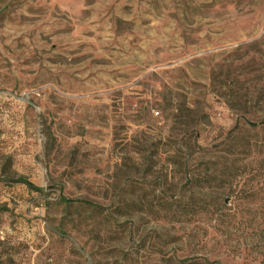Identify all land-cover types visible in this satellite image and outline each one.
Segmentation results:
<instances>
[{
    "label": "rangeland",
    "instance_id": "rangeland-1",
    "mask_svg": "<svg viewBox=\"0 0 264 264\" xmlns=\"http://www.w3.org/2000/svg\"><path fill=\"white\" fill-rule=\"evenodd\" d=\"M0 180V264H264V0H0Z\"/></svg>",
    "mask_w": 264,
    "mask_h": 264
},
{
    "label": "trees",
    "instance_id": "trees-1",
    "mask_svg": "<svg viewBox=\"0 0 264 264\" xmlns=\"http://www.w3.org/2000/svg\"><path fill=\"white\" fill-rule=\"evenodd\" d=\"M221 146L223 147L222 152L216 153L218 156H214L213 159L210 158L211 160L207 161H202V163L199 165L206 166L205 173H201L200 175H197L193 179V182L197 185L198 188H200V191H206V190H211L216 193V197L214 199V202L212 203L213 205H207V203H203L202 205V210H206L211 207H213V210L215 213L219 212L221 209H223V206H221V196H224L226 191H227V183H228V178H225L227 176L225 170L227 167V156L224 151L225 144L222 143ZM204 155H209V153H212L211 150H205L202 151ZM214 158H217L216 162L214 161ZM219 166L220 171H217L216 173L213 172V170L210 168V166ZM1 181V180H0ZM19 183L25 184L31 189H35L36 191H42L40 188H36L31 182H29L27 179H20L18 180ZM203 193V192H202ZM67 203H70L71 201L66 200Z\"/></svg>",
    "mask_w": 264,
    "mask_h": 264
}]
</instances>
